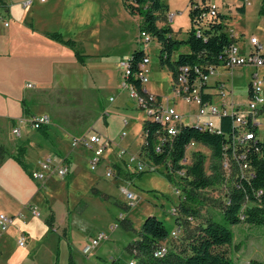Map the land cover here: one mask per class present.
I'll list each match as a JSON object with an SVG mask.
<instances>
[{
	"label": "crops",
	"instance_id": "0c3cea01",
	"mask_svg": "<svg viewBox=\"0 0 264 264\" xmlns=\"http://www.w3.org/2000/svg\"><path fill=\"white\" fill-rule=\"evenodd\" d=\"M23 1L0 0V212L21 213L15 225L0 237V264H9L10 259L4 260L6 247L9 239L17 244L20 230H24L27 238V244L20 247L26 248L32 241L38 243L42 233L48 231L45 218L49 210L59 219L51 201V194L55 196L52 186L57 187V198L60 188L65 191L64 201L58 199L60 210L67 211L68 185L87 169L90 157L85 146H72L71 140L100 132L91 124L99 106L97 94L103 89L114 94L121 88L117 77L121 73L119 65L131 56L116 49L124 43V19L132 17L122 0L121 14L126 16L119 21L113 0H32L29 6H23ZM263 2L249 0L244 4L243 0H222L225 8L231 5L237 9L243 3L244 14L260 13ZM212 6L225 15L226 24L227 15L218 5ZM259 21L264 25V15ZM52 32L73 39L84 56L83 61L77 59L72 49L47 37L46 33ZM229 34L242 48L239 39L242 33L233 29ZM212 80L214 84L221 82L215 77ZM214 84L208 88L212 99L214 94L210 88ZM124 93H116L117 98ZM114 99L115 95L109 94L108 100ZM44 114L51 119V123L45 125L46 135L28 124L22 125L18 136L12 133L19 118ZM90 124L91 127L85 129ZM46 158L54 165H68L69 173L65 177L52 174L45 180L33 178L32 171L39 169L40 162ZM109 159L116 172L118 166L125 167L123 161ZM98 176L102 173L93 175L91 182L101 189ZM31 208L39 214L33 215Z\"/></svg>",
	"mask_w": 264,
	"mask_h": 264
},
{
	"label": "rangeland",
	"instance_id": "374dc122",
	"mask_svg": "<svg viewBox=\"0 0 264 264\" xmlns=\"http://www.w3.org/2000/svg\"><path fill=\"white\" fill-rule=\"evenodd\" d=\"M113 1L116 19L119 21L126 14H121V0ZM208 1L212 5H218L221 11L227 15L225 29L228 32L234 29L238 33H242L239 37L242 48L238 43L237 45L243 53L248 54L250 47H256L249 42L252 36L258 39V45L261 46L262 51V44L264 47V25H261L259 20L264 15L263 13L250 11L244 14L231 5L229 8H225L222 0ZM165 3L168 5V12L159 17L157 24L170 26L173 38L185 39L190 27L189 0H165ZM142 22V15H132L129 19L128 17L124 19L126 24V28L124 27L126 34H123L122 37L124 43L117 46L116 49L126 51V55L138 48L144 50L149 58L148 81L144 83L146 91L154 96H160L164 105L173 107L184 116L185 122L193 124L195 121L193 114L198 110V105L176 94L171 83L170 71L160 65L157 41L148 33L149 41H145L144 37L142 38L143 42L141 39L139 40ZM130 50L132 52L129 53ZM188 50L187 46H182L173 57ZM255 71L256 68L252 65L238 66L233 69L217 65L207 82L209 85H213L215 80L212 79L214 77L216 80H220L224 83L226 91L232 88L233 103L246 108L248 82ZM258 73L260 77L264 75V65L258 68ZM117 77L121 83V73ZM123 91L125 93L117 98L116 93ZM210 91L214 94L212 102L220 106L221 98L218 95V88H210ZM109 94L115 95L113 101L108 100ZM261 96L264 98V87ZM97 98L99 106L91 124L95 130L98 129L101 132L96 131L101 142L107 144L102 154V162L96 170H91L88 165L87 169L80 173L79 178L68 185L67 211L66 209L60 210V200L64 201L65 191L63 192L60 188L59 200L57 187L52 186L53 189L55 188V196L51 194V201L53 207L58 211L59 219L54 218L53 229L50 230L48 227V231L42 233L37 240L38 243L35 242L36 244L32 241V244L30 243L25 248L18 246L9 239L6 256L5 259L3 258L4 260L10 259L9 264L11 262L13 264H70V261L74 264H110V260L114 258H120L122 264H127L130 259L137 260V258L128 253L126 246L137 237L138 231L147 216L154 215L162 220L169 231L176 227L175 216L171 210L179 206L180 198L176 192L178 182L166 177L162 164H157L156 169L143 171L140 174L133 169V164H128L127 167L124 164L125 167L118 166L117 172L116 168L111 165L114 169L113 177L104 175L105 164L110 165L109 158L115 162H121L117 154L124 152L123 158L128 163V159L132 155H136L138 143L143 137L142 122L147 118L146 112L136 102L129 99L127 90L124 88H120L114 94L108 89H103L98 92ZM232 98L228 97L226 101L229 102ZM228 111H231L230 107H228ZM97 121L98 125L96 126L95 122ZM214 121L217 122V119ZM257 122L259 124L258 138L264 141V107L257 116ZM91 124L85 129H89ZM122 132H125V135L121 136ZM196 150L205 155L204 169L206 174H210L211 152L205 145L195 143L187 148L186 164L192 162L191 154ZM220 169L222 173H225L221 164ZM98 173H102L101 177H97L101 181V189L99 188V190L109 193L111 196L109 199H103L101 196L91 193V188L94 185L91 178L93 175L94 177L97 176ZM121 186L136 196L133 205L129 208L122 207L127 204V199L121 192ZM183 186L180 187L182 195H184ZM102 187L105 189L103 190ZM224 191L226 190L221 182H215L204 189L197 190L196 200L189 201L188 204L197 209L198 214L194 215L193 220L181 218L183 230L180 236L176 239H169L163 245L167 249L179 250L186 245L188 239L198 231L199 226L204 224L208 218L219 220L223 198L225 197ZM184 200H186L185 195L182 201ZM127 222L131 228H127ZM112 224H116L117 227L113 231H109V226ZM231 229L234 234L233 240L221 249L228 254L232 263L264 264V227L241 222L232 225ZM98 231H107L108 238L100 241L90 253L84 254L83 247L90 243Z\"/></svg>",
	"mask_w": 264,
	"mask_h": 264
},
{
	"label": "trees",
	"instance_id": "16d2710c",
	"mask_svg": "<svg viewBox=\"0 0 264 264\" xmlns=\"http://www.w3.org/2000/svg\"><path fill=\"white\" fill-rule=\"evenodd\" d=\"M122 4L130 15L143 16L140 31L150 34L157 41L160 65L170 71L172 84L180 67H189L190 76L193 77V66L204 67L208 64L216 66L222 64L219 56L235 40L225 30V15L210 5L208 0H189L190 27L187 37L182 40L173 38L170 26L157 24L159 17L168 12L165 0H122ZM244 6L242 3L237 9L243 12ZM211 9H215V14L210 13ZM260 13L264 14V2ZM46 35L72 49L77 59L83 61L84 56L73 39H65L58 32L46 33ZM182 46H187L189 50L180 52L173 57ZM144 53L145 51L140 48L131 53L128 61L132 71L137 70V64L141 61ZM202 69L206 71L205 68ZM129 81L144 93L141 88L142 83L138 78L131 75ZM204 88H207V85H203ZM201 96L205 101L212 100V94L209 92L201 90ZM45 127L42 125L37 129L45 134ZM218 127L224 134L200 130L194 124L183 122L180 130L173 137L171 146L163 152L157 153L155 143L157 132L161 129L160 124L147 118L143 120V137L138 143L137 154L154 164H162L166 177L170 179L169 167L186 169L185 175L179 176L182 186L186 185L182 187L186 200L179 202L178 213L174 215L176 225L182 226L181 218L193 220L194 215L198 214V210L188 204L189 201L196 200L197 190L204 189L215 182H221L223 187L228 190L224 191L221 220L208 218L188 239L183 248L179 250L166 248V252L162 256H154V250L159 245L167 243L169 239L176 238L171 237V231L167 229L162 220L154 215L147 216L137 237L126 246L128 253L137 258L138 264H233L228 254L221 249L233 240L234 234L231 226L244 222L264 227V141L257 137L256 140H250L245 145L236 147L237 152L240 153L247 149L246 162L249 164L251 174L248 178L241 177L239 170L236 169L232 178L226 180L220 169V160L223 155V145L231 142L229 135L232 131V116H222L218 121ZM250 129L258 135L257 127L251 126ZM191 142L205 145L210 149V174L205 172V155L200 151L192 152L190 164L180 163L186 157V150ZM231 150L232 148L228 149V152ZM142 172H138V174ZM259 190H262L263 194L258 196L257 191ZM91 193L101 196L103 199L111 197L94 186L91 188ZM122 207L129 208L130 206L124 204ZM49 211L45 223L51 230L53 229L54 214L52 210ZM126 225L127 228H131L128 222ZM70 264L74 263L70 261ZM110 264H122V261L120 258H114L110 260Z\"/></svg>",
	"mask_w": 264,
	"mask_h": 264
},
{
	"label": "built area",
	"instance_id": "2783aa9c",
	"mask_svg": "<svg viewBox=\"0 0 264 264\" xmlns=\"http://www.w3.org/2000/svg\"><path fill=\"white\" fill-rule=\"evenodd\" d=\"M243 2L244 4H248L249 0H243ZM32 3V0H25L22 2V5L29 6ZM210 13L212 15L215 14V9H211ZM143 37L145 41H149L147 33L142 31L139 35V40L141 39V42H143ZM249 42L251 45L256 47H250L248 54L243 53L238 45L233 42L219 56V59L222 63L220 65H223L228 69H233L243 65H252L256 68L255 73L252 74L248 82V103L246 108L240 106L239 104L235 105L232 102V99L229 101V103L225 102L228 97H232V88L226 91L224 89L225 85L223 82H216L213 86L218 88V95L221 98L220 106L215 105L212 100H203L201 96V90L208 92L209 84L207 81L216 67V65L213 64L204 65V67L193 66V77L190 76L189 67H180L178 75L172 84L178 96L183 97L189 102H195L198 105V110L193 114L195 119L193 124L198 129L206 130L216 134H224V132L218 127V121L222 116H232V131L229 135V137H231V142L223 145V155L220 160V164L222 165L225 172L223 174L225 175L226 180L232 178L236 169L239 170L241 177H250L251 171L249 170V164L246 162L247 149H245V152L240 153L237 152L236 147L243 146L250 140H256L258 135L255 134L253 130L250 129V127H259L257 116L263 111L264 107V98L261 96L262 88L264 87V75L260 77L258 73V68L264 65V54L261 51V46L258 45V39L256 37H250ZM148 63L149 58L147 54L144 53L141 61L137 64V70L134 72L131 70L128 58L122 61L119 65L122 77L120 87L126 89L129 99L136 102L137 105L146 112L148 120L160 124L161 129L157 132L155 151L157 153H161L166 148L171 146L173 137L178 133L181 125L185 121L184 116L179 114L173 107L167 104L164 105L160 96H154L153 94H150L146 91L144 83L148 81ZM202 68H205L206 71H204ZM131 75L138 78V80L142 83L141 88L144 93H142L141 90H139L133 83L129 81V77ZM203 85H207V88L203 89ZM28 86H31V84H28ZM228 107H230L231 111H228ZM214 119H217V122H215ZM50 123L51 119L47 114L31 117L29 119L19 118L17 120V124L12 128V133L15 136H18L21 133L22 125L25 124L37 129L42 125H49ZM123 135H125V132L121 133V136ZM194 144V142H191L188 145V148ZM71 145H82L90 151L89 167L91 170H96L97 166L102 162V154L107 147V144L101 142L99 134L95 132L73 138L71 140ZM230 148H232V150L228 152V149ZM123 154L124 152H121L117 154V156L119 159H121V161H123L126 167L128 164H133V169L137 172L156 169L157 164L141 158L137 153L128 159V163L123 158ZM186 162L187 156L182 161H180L181 164H186ZM185 171V168L172 169L169 167L171 179H174L178 182L176 192L180 200H183L184 195H182L180 191L182 183L179 176H184ZM68 173V165L64 163L54 165L50 158H46L40 162L39 169L32 171V177L39 180H45L52 174L59 177H65ZM104 175L106 177H113L114 169L111 165L106 166ZM120 189L127 199V205L132 206L136 196L123 186H121ZM225 190H228V188L225 187ZM261 194H263L262 190L257 191L258 196ZM30 212L36 216L39 214L35 208H31ZM171 213L176 215L178 213V207L172 208ZM20 216L21 213L9 215L0 212V237H2L11 226L15 225L17 218ZM241 218H243V216H241ZM116 227V224L110 225L109 231H113ZM181 230V225H176V227L171 230V237L177 238L180 235ZM107 238V231H98L92 237L90 243L83 247V253H90L94 246L98 245L100 241L106 240ZM26 241L27 238L24 230H20L17 238V244L19 246H24ZM165 252L166 246L159 245L154 250L153 254L154 256H162ZM127 264H138V262L135 259H130Z\"/></svg>",
	"mask_w": 264,
	"mask_h": 264
}]
</instances>
